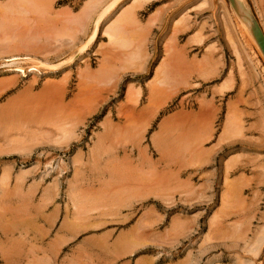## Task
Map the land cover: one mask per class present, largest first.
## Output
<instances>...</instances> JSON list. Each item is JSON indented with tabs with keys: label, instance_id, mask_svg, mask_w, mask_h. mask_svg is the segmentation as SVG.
I'll use <instances>...</instances> for the list:
<instances>
[{
	"label": "rangeland",
	"instance_id": "obj_1",
	"mask_svg": "<svg viewBox=\"0 0 264 264\" xmlns=\"http://www.w3.org/2000/svg\"><path fill=\"white\" fill-rule=\"evenodd\" d=\"M92 1L0 0V264H264V57L229 0Z\"/></svg>",
	"mask_w": 264,
	"mask_h": 264
},
{
	"label": "bare ground",
	"instance_id": "obj_2",
	"mask_svg": "<svg viewBox=\"0 0 264 264\" xmlns=\"http://www.w3.org/2000/svg\"><path fill=\"white\" fill-rule=\"evenodd\" d=\"M143 1V0H141ZM149 0H144V3H148ZM96 0L92 1V3L96 4V6L93 4V6L97 7V3H95ZM114 2V1H113ZM139 2V1H138ZM137 2V3H138ZM91 3V4H92ZM101 3V1L99 2ZM142 3V2H141ZM139 4V3H138ZM231 6H232V9L233 11L235 12V14L237 15V18L239 19L240 23L243 25V27L245 28V30L251 35L252 39H253V42L258 46L260 52L262 53L260 47H259V44H258V41H259V25L257 23V21L255 20V18L253 17V15L251 14L250 10L248 8H246L242 1L241 0H233L231 3ZM140 7V6H139ZM90 5H87L83 11L85 12V17L88 16V12L90 11ZM92 9V8H91ZM97 9V8H96ZM134 9V8H133ZM91 12H93V10H91ZM101 14V13H100ZM90 15V14H89ZM129 16H132L130 15V12L129 11H126L125 13L122 14L121 16V19H124V18H128ZM89 17V16H88ZM87 17V18H88ZM89 19V18H88ZM91 19V18H90ZM100 22H101V19H100ZM99 26V18L95 21L94 23V28H93V33H92V38H90L91 40L95 37L96 35V32H97V28ZM99 30V29H98ZM246 32V33H247ZM119 33V27H117V24H114V25H110L108 28H106L104 31H103V34L106 35L107 37H109V39L113 38L115 35H118ZM88 45V44H87ZM85 48V47H84ZM84 52V51H83ZM176 55V54H175ZM263 55V53H262ZM177 56V55H176ZM77 57V55H76ZM264 57V55H263ZM82 58V57H81ZM30 58L28 57H23V58H20V57H12V58H9L8 60V63H9V66L11 67H14L15 69H18L19 70V64L22 63V62H26L27 60H29ZM75 59V57L73 58ZM73 59H70L72 62H73ZM77 59V58H76ZM181 61V60H180ZM169 62V61H168ZM70 64V63H69ZM73 64V63H72ZM165 65V64H164ZM67 66V65H66ZM66 66H63V67H66ZM56 67V66H55ZM54 68V67H53ZM33 69V68H32ZM165 69V68H164ZM178 69V68H177ZM176 69V71H177ZM17 70V71H18ZM179 73V72H177ZM188 73V72H187ZM165 74V73H164ZM170 74V72H169ZM167 75L166 74V78H164L163 76V81L166 80V83L167 81H170V75ZM180 74V73H179ZM176 75V74H175ZM175 75H171V76H175ZM172 78H175V77H172ZM171 78V79H172ZM185 78V77H184ZM165 79V80H164ZM177 79V78H175ZM174 79V80H175ZM173 80V81H174ZM172 81V80H171ZM177 83V82H176ZM162 84V83H161ZM160 85V84H159ZM177 85V84H176ZM179 85V84H178ZM168 86H172V83ZM162 87V85H161ZM167 87V85H166ZM168 88V87H167ZM165 89V87H164ZM172 89V88H171ZM159 90V89H158ZM170 90V87L169 89ZM174 90V89H173ZM169 92V91H168ZM177 92V90H176ZM168 99V98H167ZM164 100V99H163ZM183 126V125H182ZM212 135V134H211ZM208 138V137H207ZM195 142V141H194ZM200 143V142H199ZM202 143V142H201ZM262 234V233H261ZM262 236V235H261ZM262 242H263V239H261ZM126 242V241H125ZM260 242V241H259ZM261 243V242H260ZM126 247V246H125Z\"/></svg>",
	"mask_w": 264,
	"mask_h": 264
},
{
	"label": "crops",
	"instance_id": "obj_3",
	"mask_svg": "<svg viewBox=\"0 0 264 264\" xmlns=\"http://www.w3.org/2000/svg\"><path fill=\"white\" fill-rule=\"evenodd\" d=\"M59 237H62L63 239H66V244H64V245H62V249L63 248H65L69 243H71V241H72V239H71V237L69 236V234H67L66 232H65V228L64 227H60L59 228V232L58 233H56V237H55V239H60ZM86 243V242H85ZM80 245L82 246V245H84V246H86V244H83V241H81L80 242ZM210 248V247H209ZM221 248H223V247H220V248H218V249H211L210 248V251H209V253L210 254H208V256H207V253L201 258L202 259V261L200 262V263H198V264H230L229 262H227L226 260H228V256L227 255H225V249L223 248V249H221ZM216 251V252H213V251ZM213 253H216V254H213ZM124 257H128V255H126V256H124ZM188 262V261H187ZM189 262L191 263V264H195V259L193 258V259H190L189 260Z\"/></svg>",
	"mask_w": 264,
	"mask_h": 264
},
{
	"label": "water",
	"instance_id": "obj_4",
	"mask_svg": "<svg viewBox=\"0 0 264 264\" xmlns=\"http://www.w3.org/2000/svg\"><path fill=\"white\" fill-rule=\"evenodd\" d=\"M233 0H229V2L231 3ZM259 47L264 55V35L261 31V29H259V41H258Z\"/></svg>",
	"mask_w": 264,
	"mask_h": 264
}]
</instances>
